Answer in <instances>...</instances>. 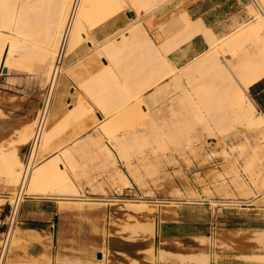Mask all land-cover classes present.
I'll return each mask as SVG.
<instances>
[{
	"label": "bare ground",
	"instance_id": "1",
	"mask_svg": "<svg viewBox=\"0 0 264 264\" xmlns=\"http://www.w3.org/2000/svg\"><path fill=\"white\" fill-rule=\"evenodd\" d=\"M170 1L0 0V72L4 69L8 73L11 69L35 72L44 78L46 86L31 133L12 130L8 138L0 139V181L12 188L7 194L0 193V205L11 200V204L19 206L24 194L80 196L81 179H88L91 171L80 168L71 146L76 144L75 150L85 146L86 142L80 140L89 134L85 133L93 113L98 121L94 120L96 128L107 139L100 147L109 160L107 167L151 141L161 147L177 143L195 127H201L223 144L238 128L264 130V115L248 93L264 79V0H252L255 9L248 8L254 19L223 37L205 30L199 20L191 21L186 12L180 13L185 26L158 46L147 28L150 21L146 24L144 20ZM128 9L136 12V19L124 28H114L117 18ZM98 32L102 33L101 38L97 37ZM196 35L203 37L208 49L177 66L170 58L171 53ZM86 45L94 54L84 60L78 56ZM173 66L181 68L185 81L179 101L181 108L169 131L150 128L120 135L131 121L152 119L143 96L151 87L166 81ZM69 81L76 84L80 96L75 104L67 101L65 110L63 100ZM23 147L26 149L22 156ZM107 179L116 185L126 177L115 173ZM240 205L247 207L248 203ZM125 209L134 214L152 210L143 201H126ZM132 213L118 232L130 240L155 236L154 222H141ZM20 234L17 226L11 238L13 247ZM205 238L199 240L204 242ZM240 239L264 250V231ZM148 252L159 264L173 256L164 251L155 256L153 249ZM205 253L179 256L194 264L216 262ZM245 258L264 263V253ZM63 259L61 264H94ZM108 259L103 252L99 261L114 264ZM131 264L140 262L131 260Z\"/></svg>",
	"mask_w": 264,
	"mask_h": 264
},
{
	"label": "rangeland",
	"instance_id": "2",
	"mask_svg": "<svg viewBox=\"0 0 264 264\" xmlns=\"http://www.w3.org/2000/svg\"><path fill=\"white\" fill-rule=\"evenodd\" d=\"M166 4L149 16L153 18L155 14L161 13ZM249 6L255 9L252 0L241 3L230 16L226 26L207 27L212 29L218 37L226 36L236 31L242 24L250 23L254 19ZM178 17L180 21H183L181 15ZM170 22L168 30L166 26H158L157 29L164 32L165 38L172 36L173 31L177 30L176 27L170 26ZM147 25L150 36L158 46L162 45L164 39L160 41L152 32L153 25ZM89 50L91 49L86 45L85 50L78 57L88 59L94 54ZM200 55L202 53L196 57ZM2 71L0 72V135L10 128L11 121L27 109H31L29 117L16 129H22L27 123L31 124L34 119L36 121L42 96L46 93L45 80L41 75L16 69H11L7 74ZM184 81L185 77L181 68L173 66L170 77L157 87H151L143 96L144 104L153 116L152 119L147 121V118H141L131 121L129 126L123 127L120 135L132 130L148 131L150 128H156L158 132H168L172 120L181 108L179 101L184 92ZM75 85L73 81H69L66 85L63 100L65 110L67 101L71 100L75 104L80 96ZM248 93L256 102L258 111L264 115V84L257 88L255 94L250 89ZM3 120L7 122L4 123ZM94 120L97 121V118L93 113L88 120V129L85 133L89 134L80 140V142H86L85 146L76 150V144L71 146L78 158L80 168L91 171L88 179H81L83 190L80 196H72V198L85 200L98 198L102 202L106 201L110 208L105 218L109 234L124 237L125 235L118 230L123 228L122 225H125L132 213L125 209L126 201H143L148 202L152 210L141 214L132 213V215L139 217L137 219L141 222H154L156 228L165 219L185 217L206 220L213 215L214 224L208 235L213 237L212 239L206 237L204 242L202 240L200 242L212 245L216 262L223 258L218 250L234 252L245 247L252 254L264 253L260 247L246 244L247 240L240 239L252 237L256 231L264 230H240V233L231 234L234 238L228 239L226 236L229 227L248 228L252 225L248 223V213H242L247 212L245 210L247 207L241 206V203H248L259 198H262L260 202H263L264 130L252 132L238 128L224 139L225 144H223L218 138L203 132L201 127H195L177 143L161 147L151 141L140 150H130L127 158L114 160L116 164L107 167L109 160L100 149L107 139L99 128H96ZM2 138L0 136V139ZM143 143L145 144V141ZM24 149L26 148L23 147L20 151L22 156ZM100 151L102 154L99 153ZM76 173L79 174V172ZM115 173L126 177L125 181L117 182V186L107 179L109 175ZM16 191L17 188L14 193ZM7 193L9 192L4 194ZM9 202L11 203V200L0 205V208H5V215L9 210ZM234 208L241 214H230L234 212ZM243 222L248 224L244 226L236 224ZM146 237L151 236L145 235L141 238ZM12 249L11 245L10 253ZM244 259L250 261L245 257Z\"/></svg>",
	"mask_w": 264,
	"mask_h": 264
},
{
	"label": "crops",
	"instance_id": "3",
	"mask_svg": "<svg viewBox=\"0 0 264 264\" xmlns=\"http://www.w3.org/2000/svg\"><path fill=\"white\" fill-rule=\"evenodd\" d=\"M244 1L171 0L165 5L161 13L155 14L153 18L147 16L145 22L150 21L154 28L153 34L162 41L166 35L164 32L157 30L158 26H166L165 28L168 30V23L171 21L170 26L177 28L172 35L177 34L185 26L184 20H179L180 13L186 12L191 21L199 20L205 30H212L209 28L210 26L218 28L226 26L230 16ZM136 17V12L133 9L125 10L117 18L114 28H124ZM96 35L98 38L103 36L101 32L96 33ZM206 49L207 43L203 37L196 35L190 42L172 52L170 58L176 62L177 66H182ZM30 112L31 109H27L11 121L10 128L0 136L8 138L10 136L9 132H12V130L23 131L27 134L31 133L34 120L31 124L27 123L22 129H16L17 126L25 122ZM3 121L4 123L7 122V120ZM11 190L12 188L7 187L4 182L0 181V193L10 192ZM261 199H253L248 202L245 209L247 212H242L243 214L248 213V223L252 225L248 228L238 226L227 228L226 236L230 235V237H227L228 239L233 237L231 234L233 235L238 230H264V204L260 202ZM109 210L108 203L106 201L102 202L98 198L85 200L83 198L51 194L26 196L21 211L20 238L5 264H61L63 258L65 260L75 259L85 263L102 264L99 260L102 259L103 252L106 253L107 259H111L108 260L114 264H131V260H137L140 264H159L147 252L151 249L156 253L155 256L158 255L159 251L173 255L170 258L168 257L162 264H194L192 260L191 262L190 260L184 262L180 256L198 255L200 252H206L205 254H209L213 258L214 248L201 243L199 240L200 238L209 237V230L214 224L213 215L206 220L185 217L165 219L161 224H158L156 234L153 237L151 236L152 238L130 240L107 232L105 218L109 214ZM4 213L5 208H0V235L4 230ZM230 214L238 215L241 212L236 211L234 208V212ZM248 223L236 224L244 226ZM218 253L223 258L219 259L217 264H261L244 259L245 256L252 255L245 247L234 252L218 250Z\"/></svg>",
	"mask_w": 264,
	"mask_h": 264
},
{
	"label": "built area",
	"instance_id": "4",
	"mask_svg": "<svg viewBox=\"0 0 264 264\" xmlns=\"http://www.w3.org/2000/svg\"><path fill=\"white\" fill-rule=\"evenodd\" d=\"M26 196L25 194L23 195V200L19 206L9 203V210L5 215L4 230L0 235V264H5L10 254L12 233L21 224L20 216ZM212 264H217V262H213Z\"/></svg>",
	"mask_w": 264,
	"mask_h": 264
},
{
	"label": "trees",
	"instance_id": "5",
	"mask_svg": "<svg viewBox=\"0 0 264 264\" xmlns=\"http://www.w3.org/2000/svg\"><path fill=\"white\" fill-rule=\"evenodd\" d=\"M262 84H264V79H263L262 81H260L259 83L255 84L254 86H252V87L250 88L251 92H252L253 94H255L256 91H257V88H258L259 86H261Z\"/></svg>",
	"mask_w": 264,
	"mask_h": 264
},
{
	"label": "water",
	"instance_id": "6",
	"mask_svg": "<svg viewBox=\"0 0 264 264\" xmlns=\"http://www.w3.org/2000/svg\"><path fill=\"white\" fill-rule=\"evenodd\" d=\"M3 73H4V74H7L8 71H7L6 69H4V70H3ZM99 257H101V256L99 255Z\"/></svg>",
	"mask_w": 264,
	"mask_h": 264
}]
</instances>
